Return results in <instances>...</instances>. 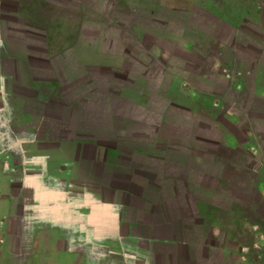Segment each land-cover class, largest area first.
Wrapping results in <instances>:
<instances>
[{
  "label": "crops",
  "instance_id": "obj_1",
  "mask_svg": "<svg viewBox=\"0 0 264 264\" xmlns=\"http://www.w3.org/2000/svg\"><path fill=\"white\" fill-rule=\"evenodd\" d=\"M262 41L264 0H0V264H264L220 204L264 174ZM230 82L249 122L197 134L181 96Z\"/></svg>",
  "mask_w": 264,
  "mask_h": 264
},
{
  "label": "rangeland",
  "instance_id": "obj_2",
  "mask_svg": "<svg viewBox=\"0 0 264 264\" xmlns=\"http://www.w3.org/2000/svg\"><path fill=\"white\" fill-rule=\"evenodd\" d=\"M20 1V0H18ZM2 15V13H1ZM5 16V15H3ZM9 17H12V15L10 16V14H8ZM6 17V16H5ZM26 17L28 19H31L33 22L34 21H38L40 16H29L26 15ZM157 24H164L168 21L164 20V19H159L156 21ZM11 23L9 22L8 25H10ZM11 26V25H10ZM11 29V27H9ZM189 37H194L198 40L199 37V33L197 32V34L193 31H189L187 32ZM198 35V36H197ZM244 39V37L242 38V40ZM247 42V41H245ZM264 43V41H262ZM211 43L212 40H208L206 39V41H204V43L197 47L196 49L193 50V53L198 55V56H202V57H207V55L210 52V47H211ZM262 65L259 66L260 69L264 70V62L261 63ZM239 66L235 65L234 71L236 72L235 75H238L237 72L239 71ZM242 72V73H240ZM239 76L238 77H243L245 72L240 71ZM247 74H250V72H248ZM260 78L264 79V71L261 73ZM255 87V85H253V88ZM220 89H223V96L222 98L224 99V101H222L221 105L218 106V108L213 107V99L214 96L212 94H209L208 92H206V90H204V93H202V97H191V96H181L182 102L186 104L187 108H191V111H189L187 113V117L189 119H201V121L204 122V125L201 126L200 128H198V132L197 134H201V135H211L212 132V128L210 126V124L212 123V120L217 118V117H222V115L227 112L228 110L230 111V113H234L235 115L238 116V120L240 122H249L250 120V114H252V111L247 110L244 111L243 109H237L236 107H234L236 110L234 109H230L229 108V104L233 103L236 105H243L246 100H247V95L244 89H242V91L239 92H232V87H231V82L227 85V84H223L221 83L220 85ZM204 104V109L199 111H195L197 108V105L200 104ZM195 108V110H194ZM255 109H262L263 106L262 105H258L256 104ZM198 109V108H197ZM227 114V113H225ZM222 119H226V117L224 116V118L222 117ZM231 130H235L236 128L231 127ZM225 134H226V130L224 132L219 131L218 132V136L220 139L225 138ZM257 137V133H253L252 136H245L244 134L242 135V144L240 146L239 151H234L232 152L233 155L235 156H240L241 158H243L244 152L248 150V147H252L250 141L251 138L254 139ZM221 146L223 145L222 143L220 144ZM258 145V147L260 148V150H258L255 148V150H258L256 153V157L253 158L251 160V165L252 166H259L261 164H259V161L263 162V159L261 160L260 158H264V143L261 144H256ZM208 149V148H207ZM210 149V148H209ZM208 149V150H209ZM253 149V148H251ZM246 158V157H245ZM250 158H246V161H250ZM248 159V160H247ZM244 160V159H243ZM264 166V163H262V167ZM234 183L237 184V186L239 185H243L246 187L247 191H248V195L246 197V205L243 206L242 205V200L238 201L236 198H240L239 196L241 195V192L239 191L240 188H237L235 191V201L236 203H234V201L232 200H228L224 199L223 202H220V204H227L228 206L235 208L234 211H243L246 207V212L244 213V218H245V222L242 223V226H240L237 231L239 232H244L245 236L248 239H251V241L246 240L245 242V246L247 249L249 250H255V240L252 239V236H254V234H257L258 232L264 233V174L263 173H252V174H248L247 176L244 175H240V174H236V176H234ZM239 184V185H238ZM236 186V187H237ZM253 206V208H251ZM249 207V208H247ZM261 210L262 213L259 215H256V210ZM223 213L226 214L227 210H223ZM241 213V212H239ZM259 221V222H256ZM257 224V225H256ZM240 225V224H239ZM259 225V226H258ZM258 226V227H257ZM260 227V228H259ZM252 257L254 258V254H252ZM264 262V253H262L261 255V263Z\"/></svg>",
  "mask_w": 264,
  "mask_h": 264
},
{
  "label": "trees",
  "instance_id": "obj_3",
  "mask_svg": "<svg viewBox=\"0 0 264 264\" xmlns=\"http://www.w3.org/2000/svg\"><path fill=\"white\" fill-rule=\"evenodd\" d=\"M223 95V94H222ZM221 101H224V99L222 98ZM258 213H262V211L259 209L257 210Z\"/></svg>",
  "mask_w": 264,
  "mask_h": 264
}]
</instances>
